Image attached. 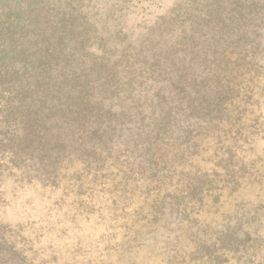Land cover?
I'll use <instances>...</instances> for the list:
<instances>
[{
    "label": "rangeland",
    "instance_id": "374dc122",
    "mask_svg": "<svg viewBox=\"0 0 264 264\" xmlns=\"http://www.w3.org/2000/svg\"><path fill=\"white\" fill-rule=\"evenodd\" d=\"M7 4V0L0 1V10L9 9ZM216 5L220 11L224 8L222 0ZM220 11L200 19L199 30L207 22L216 26ZM134 19L132 28L137 24ZM51 30L46 26L38 34L57 50L54 58L65 54L70 58L68 69L78 66L87 71L82 81L69 84L72 90L65 84L54 85L56 93L50 96L56 97V105L70 95L71 110L65 114L75 115L76 120L65 134L73 141L66 146L65 140L55 137L48 144L43 142L41 155L34 157L42 163V175L23 177V182L8 177L1 183L0 223L6 227L2 237L10 254L0 264H264V61L259 63L257 75L232 81L235 89L243 91L236 106H229L233 122L222 123L220 132L200 136L195 140L198 146L181 148L187 161L174 162L178 156L170 154L151 163L161 167L170 163L177 169L175 173L167 166L163 171L172 178L161 180L151 174L149 162L142 159L144 150L137 149L132 139L138 127L143 125L151 133L156 126L149 119L143 124V114L135 118L130 112L121 114L116 107L109 113L101 106L100 100L111 94L99 87L98 80L112 78L113 87L133 82L129 91L128 87L120 91L131 96V90L140 88V80L128 81V72L135 77L137 68L123 67L118 73L107 66L98 72L92 59L78 56L85 50L70 41L78 37L76 32L61 41L60 31ZM133 32L142 49L156 55L158 45L176 39L160 32L148 38L137 29ZM250 41L260 42L258 57L264 59V37ZM201 43L202 39L198 45ZM127 60L129 64L135 61L132 57ZM58 63L54 60L53 66ZM151 65L156 71L163 68L159 61L151 60L146 69ZM154 77L161 80L156 73ZM153 83H146L148 91ZM79 89L84 90V98L92 99L83 108L72 99ZM151 94H155V86ZM181 95L173 96L176 100L172 99L171 106L179 107ZM135 120L140 124L135 125ZM50 145L68 156H54ZM111 145L113 149L108 150ZM30 149L23 152L27 157H31Z\"/></svg>",
    "mask_w": 264,
    "mask_h": 264
},
{
    "label": "trees",
    "instance_id": "16d2710c",
    "mask_svg": "<svg viewBox=\"0 0 264 264\" xmlns=\"http://www.w3.org/2000/svg\"><path fill=\"white\" fill-rule=\"evenodd\" d=\"M0 1L4 4L6 0ZM7 1L9 9L0 10V185L8 177L14 182H23V177L42 175V163L34 161V157L41 155L43 142L48 144L55 137L58 141L65 140L66 146L73 141V137L65 134V129L76 120L75 115L65 114L71 110L67 98L70 95H65L56 105V97L50 96L56 93L54 85L65 84L72 90L69 84L82 81L87 71L77 69L78 66L68 69L70 58L65 54L55 59L57 50L46 43L48 39H39L38 30L43 27H52L51 33L60 31L62 40L60 36L57 39L61 41L76 32L78 37L70 41L85 50L78 56L92 59L98 64V72L107 66L118 73L123 72V67L137 68L135 77L128 72V81L140 80V88L131 90V96L120 91L124 87L129 91L133 82L113 87L112 78L98 80L99 87L111 94L107 100H100L101 106L109 113L116 107L121 114L130 112L135 118L138 113L143 114V124L149 119L156 126L151 133H146L143 125L138 127L139 132L132 139L137 149L144 150L142 159L149 162L151 174L161 180L172 178L170 172L163 170L167 166L174 168L173 165L161 167L151 163L170 154L178 156L174 162L187 161L186 152L181 148L198 146L195 140L200 136L220 132L222 123L233 122L229 106H236L235 101L243 91L235 89L232 81L252 73L257 75L258 65L264 61L258 57L260 42L256 45L250 41L264 37V0H222L221 11L216 5L219 0H171L167 4L163 2L168 0H65L64 4V0ZM219 11L221 17L216 26L207 22L206 28L199 30L200 19L211 18ZM134 16L137 24L132 28ZM78 20L79 25L74 24ZM136 29L139 34H146L145 38L160 32L166 38L176 39L170 44L158 45L156 55L142 49L143 44L133 32ZM218 32L220 35H215ZM201 39L203 43L198 45ZM217 42L221 44L215 45ZM131 57L135 61L129 64L127 58ZM54 60H59L55 67ZM151 60L159 61L163 68L156 71L151 65L147 70L146 64ZM155 73L161 80L155 79ZM149 80L154 82L155 94H151L154 86L148 91ZM169 86L172 88L168 92ZM74 93V103L82 108L91 103L92 99L83 97L84 90ZM115 93L121 96L116 98ZM177 95H181L179 107L171 106L176 100L173 96ZM139 124L135 120V125ZM166 146L172 149L167 150ZM53 147L50 145L48 149L55 152L54 156H68ZM29 148L31 157L23 153ZM177 148L181 151H176ZM182 178L183 175L178 181ZM3 227L6 228L0 223L1 261L10 254L9 244L2 237Z\"/></svg>",
    "mask_w": 264,
    "mask_h": 264
}]
</instances>
